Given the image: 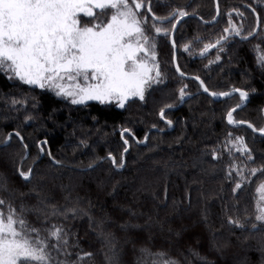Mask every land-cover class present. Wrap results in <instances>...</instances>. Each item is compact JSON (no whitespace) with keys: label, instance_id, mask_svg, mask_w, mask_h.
<instances>
[{"label":"trees","instance_id":"16d2710c","mask_svg":"<svg viewBox=\"0 0 264 264\" xmlns=\"http://www.w3.org/2000/svg\"><path fill=\"white\" fill-rule=\"evenodd\" d=\"M149 2L158 16L183 8L199 17L184 19L175 30L177 65L211 92L246 91L248 104L234 119L264 127V65L258 60L264 55V0H218L214 23L201 21L214 18V0H144L142 15H149ZM229 19L242 36L254 29L256 34L247 40L230 36L222 50L210 48L198 58L206 44L227 35ZM151 23L146 28L154 34ZM165 27L171 31L170 23ZM169 36L157 38L163 82L153 83L144 100L133 98L124 108L95 101L72 104L52 90L0 73V182L7 187L0 198L17 211L21 205L30 209L23 215L42 237L52 225L63 228L67 244L60 251L50 249L52 264H108L101 232L111 234L120 264H138L144 259L141 248L164 252L178 264H264V224L255 221L256 189L264 174L242 182L235 193L240 177L233 173L228 178L230 165L244 168L248 176L251 168L264 166V136L226 122L239 95L216 101L199 92L198 81L176 73ZM185 85L190 96L168 110L169 127L159 110L178 105ZM124 128L130 130L127 145L121 138ZM229 133L245 138L251 161L225 151ZM214 150L218 159H213ZM110 153L117 164L123 156L124 167L113 165ZM30 167L31 178L25 181L18 169ZM54 207L74 208L76 214L52 216ZM229 218L244 226L230 224ZM84 253L92 255L79 260Z\"/></svg>","mask_w":264,"mask_h":264},{"label":"snow or ice","instance_id":"6c2138e0","mask_svg":"<svg viewBox=\"0 0 264 264\" xmlns=\"http://www.w3.org/2000/svg\"><path fill=\"white\" fill-rule=\"evenodd\" d=\"M144 7V0H0V73L25 85L52 90L57 96L70 98L72 104L95 101L101 105L115 104L118 108H124L133 98L144 100L146 90L153 83L163 82L158 63L157 38L170 35L165 24L170 23L171 30L175 31L181 20L194 15L183 8H176L166 16H158L150 2L147 5L149 15H142ZM238 15L242 16L243 13ZM84 17L90 18L88 23L82 22ZM149 19L154 34H150L146 28ZM224 32L227 35L221 36L213 44H206L201 55L217 46H221L222 50L223 42L230 36L247 40L256 34L254 29L247 36H242L241 28L236 27L231 19ZM172 46L175 49V41ZM184 48L187 51L189 45ZM258 60L264 65V55L259 56ZM176 71L181 76L185 75L179 66ZM194 79L199 80V77ZM199 82L203 91L214 98L232 94L211 92L204 81ZM186 88L187 85L179 89L181 102L188 95ZM232 92L239 93L240 103L227 112V123L233 126L247 124L254 133L259 132L264 136V127L256 128L249 122L234 119V113L248 98V93L238 88L232 89ZM173 107L167 104L159 110L160 120L169 127L173 122L166 119V115ZM125 134H130V130L124 128L121 131V138L127 145ZM15 135L19 136V133ZM12 136L10 133L4 143L7 144ZM225 145V151L229 154L238 152L249 161L253 159L243 136L233 137L229 133ZM127 151L125 147L124 152ZM218 158L214 150L213 159ZM109 159L113 165L124 167L123 156L118 164L111 153ZM248 171L250 176L246 175L244 168L230 165L228 178L233 173L240 177L233 188L234 193L241 189L242 182H251V178L258 173L264 174V166ZM18 172L23 180H30L32 169L27 172L18 169ZM0 190L7 191L6 182H0ZM256 192L255 221L264 224V183L257 187ZM5 205L6 213L3 210ZM25 211L30 209L21 205L17 211L12 203L0 198V264H52L50 249L60 251L61 244H67L63 228L52 225L45 229L48 236L42 237L40 229L29 225L23 215ZM69 212L75 215L76 209L54 207L50 215L67 218ZM228 222L236 227L244 226L231 218ZM252 228L256 229L257 224H252ZM100 236L108 249V264H120V253L111 234L101 232ZM140 252L144 259L138 260V264H147L148 258H151L150 264H178L164 252L153 253L147 248H141ZM91 255L84 253L78 259L83 261Z\"/></svg>","mask_w":264,"mask_h":264},{"label":"water","instance_id":"95a60500","mask_svg":"<svg viewBox=\"0 0 264 264\" xmlns=\"http://www.w3.org/2000/svg\"><path fill=\"white\" fill-rule=\"evenodd\" d=\"M214 4H215V16H214V18L212 19V20H209V21H205V20H201L203 23H214V22H216V20H217V18H218V16H219V6H218V0H214ZM188 17H197V18H199L197 15H189V16H187V17H185L184 19H186V18H188ZM183 19V20H184ZM183 20H181V22L183 21ZM175 21H173V23H174ZM180 22V23H181ZM179 23V24H180ZM174 33H175V31H170V43H171V45H172V42L174 41ZM172 48H173V46H172ZM210 50V49H209ZM209 50L206 52V53H204V55H198V58H204V57H206L207 56V54H208V52H209ZM175 55V62L173 61V66H174V69H175V71H176V68H177V49H176V47H175V49H173V56ZM176 73L180 76V77H183V78H187V79H194L196 76H191V75H184V76H181L177 71H176ZM194 80H196V79H194ZM200 80V79H199ZM199 80H196V81H198L199 82ZM199 84H200V82H199ZM239 89V88H238ZM199 92H201V93H204V94H206L207 96H209L210 98H212V99H214V100H216V101H221V100H223V99H225V98H230V97H232V96H234V95H239V93L238 92H232V90L231 91H228V92H230V93H232L230 96H227V97H224V96H217V97H212V96H210V95H208L207 93H205L204 91H203V89L201 88L200 89V91ZM188 96H190V94L188 93V95L185 97V99L188 97ZM184 99V100H185ZM248 101H249V96H248V98L243 102V104H242V106L240 107V108H238L237 109V111L238 110H240V109H242V108H244L247 104H248ZM183 102H179L178 103V105H176V106H174L173 108H177L180 104H182ZM235 107V106H234ZM234 107H232V108H234ZM231 108V109H232ZM231 109H229V110H231ZM262 114H263V117H264V106H263V108H262ZM226 115H227V113H226ZM226 122H227V119H226ZM231 126H233V125H231ZM238 126H246L247 127V124H243V125H238ZM238 126H235V127H238ZM250 129V128H249ZM251 130V129H250ZM252 131V130H251ZM253 132V131H252ZM254 133V132H253ZM254 134H256V135H260L259 134V132H255ZM261 136V135H260ZM147 137V134H146V136L144 137V141H146L145 140V138ZM143 144V143H142ZM43 154V153H42ZM103 159V158H102ZM101 159V160H102ZM123 163H124V160H123ZM113 164V163H112ZM93 166V165H92ZM30 169H31V167H30Z\"/></svg>","mask_w":264,"mask_h":264},{"label":"rangeland","instance_id":"374dc122","mask_svg":"<svg viewBox=\"0 0 264 264\" xmlns=\"http://www.w3.org/2000/svg\"><path fill=\"white\" fill-rule=\"evenodd\" d=\"M84 19H90V18H86V17H84V18H82V21H84ZM84 23V22H83ZM86 23H88V22H86ZM153 75H154V73H153ZM54 92V91H53ZM55 93V92H54ZM67 99H69L70 101H71V99L70 98H67ZM258 198V197H257ZM257 201V200H256Z\"/></svg>","mask_w":264,"mask_h":264}]
</instances>
